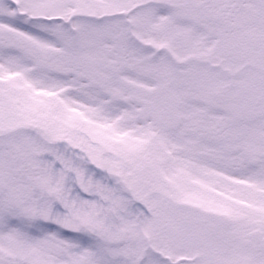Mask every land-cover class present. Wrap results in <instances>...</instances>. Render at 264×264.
<instances>
[{"label": "snow or ice", "instance_id": "1", "mask_svg": "<svg viewBox=\"0 0 264 264\" xmlns=\"http://www.w3.org/2000/svg\"><path fill=\"white\" fill-rule=\"evenodd\" d=\"M0 264H264V0H0Z\"/></svg>", "mask_w": 264, "mask_h": 264}]
</instances>
